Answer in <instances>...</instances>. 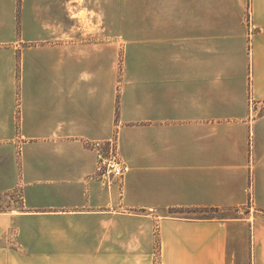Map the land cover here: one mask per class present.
I'll return each mask as SVG.
<instances>
[{
	"label": "crops",
	"instance_id": "0c3cea01",
	"mask_svg": "<svg viewBox=\"0 0 264 264\" xmlns=\"http://www.w3.org/2000/svg\"><path fill=\"white\" fill-rule=\"evenodd\" d=\"M116 136L131 171L107 186L89 144ZM13 191L0 264H264V0H0Z\"/></svg>",
	"mask_w": 264,
	"mask_h": 264
},
{
	"label": "rangeland",
	"instance_id": "374dc122",
	"mask_svg": "<svg viewBox=\"0 0 264 264\" xmlns=\"http://www.w3.org/2000/svg\"><path fill=\"white\" fill-rule=\"evenodd\" d=\"M74 6V3L69 5V8ZM91 6V5H90ZM118 6V5H116ZM68 8V9H69ZM87 6H81L76 9L74 8L75 12H81L83 15H85V22L84 30L80 32L79 41L81 44L91 45V44H98L101 43V41L105 38L103 32L96 31V29L100 28L103 25V16L102 15H87ZM72 11V10H70ZM118 11V10H117ZM115 50V65H116V71L120 75L123 73V63L125 58V49L122 47V45H117ZM121 80V79H120ZM252 98V97H251ZM251 102H253V99H251ZM21 207V198L20 193L17 191L6 193L2 196H0V211H8L13 208H20ZM236 212L233 209L228 210H222L220 212H210L208 213L209 216L212 217H227L235 215ZM188 215V214H187ZM190 215V214H189ZM192 215V214H191ZM160 251V249H159Z\"/></svg>",
	"mask_w": 264,
	"mask_h": 264
},
{
	"label": "built area",
	"instance_id": "2783aa9c",
	"mask_svg": "<svg viewBox=\"0 0 264 264\" xmlns=\"http://www.w3.org/2000/svg\"><path fill=\"white\" fill-rule=\"evenodd\" d=\"M89 147L97 155V176L107 186H112L115 182L122 185L131 171V166L120 155L118 136L109 141L108 145L94 142Z\"/></svg>",
	"mask_w": 264,
	"mask_h": 264
},
{
	"label": "trees",
	"instance_id": "16d2710c",
	"mask_svg": "<svg viewBox=\"0 0 264 264\" xmlns=\"http://www.w3.org/2000/svg\"><path fill=\"white\" fill-rule=\"evenodd\" d=\"M205 212H208V213H210V212H218V210L217 209H207V210H205ZM206 216H209L208 214L206 215Z\"/></svg>",
	"mask_w": 264,
	"mask_h": 264
}]
</instances>
